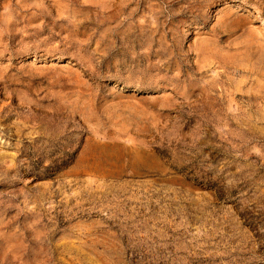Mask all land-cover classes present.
Here are the masks:
<instances>
[{"label":"rangeland","instance_id":"374dc122","mask_svg":"<svg viewBox=\"0 0 264 264\" xmlns=\"http://www.w3.org/2000/svg\"><path fill=\"white\" fill-rule=\"evenodd\" d=\"M0 264H264V0H0Z\"/></svg>","mask_w":264,"mask_h":264}]
</instances>
